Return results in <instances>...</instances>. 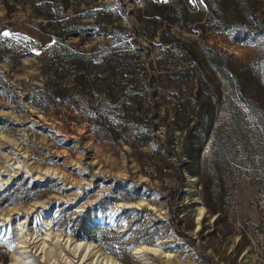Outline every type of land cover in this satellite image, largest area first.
Returning <instances> with one entry per match:
<instances>
[{
	"label": "rangeland",
	"instance_id": "obj_1",
	"mask_svg": "<svg viewBox=\"0 0 264 264\" xmlns=\"http://www.w3.org/2000/svg\"><path fill=\"white\" fill-rule=\"evenodd\" d=\"M70 239L264 264V0H0V264Z\"/></svg>",
	"mask_w": 264,
	"mask_h": 264
},
{
	"label": "bare ground",
	"instance_id": "obj_2",
	"mask_svg": "<svg viewBox=\"0 0 264 264\" xmlns=\"http://www.w3.org/2000/svg\"><path fill=\"white\" fill-rule=\"evenodd\" d=\"M20 242H22V241H20ZM68 243L72 245V248L75 249V251H80V253H81V251H83L84 253H86V256L90 255V253H91L93 255L96 263L119 264L118 262H115V261H113V260H111L105 256L103 257V255L91 244H86L84 242H78L76 240L71 241V239L68 241ZM20 245H22V244H20ZM11 264H19V262L17 260H14V262H12Z\"/></svg>",
	"mask_w": 264,
	"mask_h": 264
},
{
	"label": "trees",
	"instance_id": "obj_3",
	"mask_svg": "<svg viewBox=\"0 0 264 264\" xmlns=\"http://www.w3.org/2000/svg\"><path fill=\"white\" fill-rule=\"evenodd\" d=\"M262 121V120H261ZM209 129H210V122H208L207 121V123L205 124V127H204V136H203V138H205V141H206V137H207V135H208V131H209ZM203 191H205V190H203ZM205 193V192H204ZM203 198H205V196L203 195ZM206 200V199H205Z\"/></svg>",
	"mask_w": 264,
	"mask_h": 264
},
{
	"label": "snow or ice",
	"instance_id": "obj_4",
	"mask_svg": "<svg viewBox=\"0 0 264 264\" xmlns=\"http://www.w3.org/2000/svg\"><path fill=\"white\" fill-rule=\"evenodd\" d=\"M3 35L8 36V35H10V33L4 32Z\"/></svg>",
	"mask_w": 264,
	"mask_h": 264
}]
</instances>
